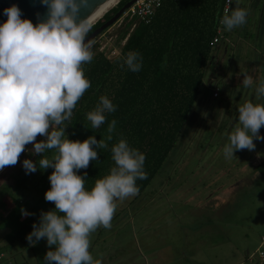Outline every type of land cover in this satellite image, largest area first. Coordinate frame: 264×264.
Masks as SVG:
<instances>
[{
  "label": "rangeland",
  "instance_id": "1",
  "mask_svg": "<svg viewBox=\"0 0 264 264\" xmlns=\"http://www.w3.org/2000/svg\"><path fill=\"white\" fill-rule=\"evenodd\" d=\"M251 1L258 2L239 0L240 6H246L244 29L250 34L245 36L241 31L235 38L236 31H229L227 38L228 42L235 41L238 46L234 53L244 54L245 61L235 58L237 69H231L226 54L220 52L219 64L209 68L203 88L213 92L211 104H203L187 124L176 149L150 186L143 193L117 200L111 228L101 226L91 234L90 253L102 264H264L260 256L264 251V178L254 171L264 159V140L254 139V150H237L230 160L223 153L239 123V106L248 101L264 104V96L257 98V88L264 81V33H256L259 8L248 19ZM122 20L93 40L91 51L99 45L118 52ZM212 74L214 80L210 82ZM243 74L252 77L251 86L243 85ZM227 83L233 86L230 91ZM260 135L264 136V127ZM41 137L37 139L42 141ZM25 159L27 154H21L19 162L1 176L3 185L8 181L14 187L13 175L24 172ZM53 171L39 169L26 188L6 190L0 200L10 199L16 205L17 200L42 195L43 189L46 193ZM7 208L0 205V240L25 218L21 211L24 207L17 214ZM6 225L12 230L3 233ZM49 250L46 238L33 248L20 243L12 246L6 238V242H0V264H47L44 258Z\"/></svg>",
  "mask_w": 264,
  "mask_h": 264
},
{
  "label": "clouds",
  "instance_id": "2",
  "mask_svg": "<svg viewBox=\"0 0 264 264\" xmlns=\"http://www.w3.org/2000/svg\"><path fill=\"white\" fill-rule=\"evenodd\" d=\"M47 6V18L34 24L23 19L21 10L12 5L4 10L6 22L0 24V171L19 162L28 144H34V154H42L39 168H53L49 176L51 187L45 193L55 209L41 213L40 223L33 225L27 236L30 243L47 240V264H102L90 253V236L99 227L110 229L117 200L139 193L137 179H147L145 155L121 139L111 148L115 167L110 174L97 179L91 190L85 188L81 169L98 160L99 149L108 148L107 141L116 121L108 125L106 138L90 136L83 141L71 140L63 125L71 119L73 110L91 87L82 65L91 62L92 42H86L90 30L87 18L79 19L80 9L88 0H42ZM248 13L236 0L231 11L224 9L220 23L232 31L246 23ZM139 54L129 52L124 63L133 72L140 70ZM243 85H252V77L243 74ZM264 96V81L257 88V98ZM115 107L101 96L96 108L87 113L91 128L105 123V112ZM239 123L223 148L226 159L237 150H254V139L264 140V104L245 102L238 108ZM38 136L46 137L37 141ZM52 151L51 158L43 155ZM27 173L37 171V163L25 159ZM22 215L28 216L22 209Z\"/></svg>",
  "mask_w": 264,
  "mask_h": 264
},
{
  "label": "trees",
  "instance_id": "3",
  "mask_svg": "<svg viewBox=\"0 0 264 264\" xmlns=\"http://www.w3.org/2000/svg\"><path fill=\"white\" fill-rule=\"evenodd\" d=\"M129 1L121 0L117 7L111 9L90 28L87 36L111 19ZM256 1L258 2H249L248 19L251 20L254 10L259 8L261 14L259 13L260 20L256 23V33L262 35L264 0ZM225 3L226 0H168L149 23L140 19H123L119 24L123 27L116 43L119 51L115 55H112L115 48L105 47L101 50L97 45V50H92L93 59L82 65L91 87L76 104L71 119L65 121V135L74 141H83L94 135L99 141L109 134L107 128L111 121L115 120L116 125L111 133L113 139L107 141L108 148H97L98 160L91 161L87 169L78 172L82 176L87 173L84 177L86 189L91 190L97 179L110 174L111 168L115 167L111 148L124 139L131 148L145 155L144 171L147 179L136 181L138 194L143 193L176 149L187 124L195 117L196 112L202 109L203 104H206L205 107L211 104L213 92L203 91V88L209 68L219 64L220 52L226 54L225 58H228L231 69L234 68L235 58L245 61L244 54L234 53L235 41H227L230 32L220 23ZM235 6L234 2L231 10ZM241 7L246 8L243 5ZM244 26L245 24L232 30L233 33L236 31L235 38L241 31L245 36L250 34V30L244 29ZM216 37H219L218 42H215ZM129 52L139 54L141 67L137 72L130 71L124 63ZM237 66L238 63L235 64V67ZM212 79L214 80L213 74L209 81ZM227 89H233L231 83H227ZM101 96L108 97L115 111L105 112V123L92 129L86 116L96 108ZM209 132L212 133V130ZM41 138L46 139L43 136ZM36 142H40L39 139ZM33 150L32 148L27 153V159H33V162L37 163V171L27 173L24 170L12 174L15 185L13 187V183L9 184L7 190L15 188L22 191L30 183L29 180L35 179L34 176L40 169L38 161L42 154L35 156ZM43 155L51 157L52 151L47 150ZM254 171L264 178V159L255 165ZM0 204L1 208L4 205L13 208L16 214L23 207L30 213L21 219L20 226L7 236L8 244L13 246L20 243L24 248H33L42 240L36 241L33 237L34 243H30L27 236L33 231V225L40 223L42 212L55 209L54 203L46 201L45 189L42 190V195L29 196L27 201L17 200L16 205L10 203V199L8 202L1 200Z\"/></svg>",
  "mask_w": 264,
  "mask_h": 264
},
{
  "label": "water",
  "instance_id": "4",
  "mask_svg": "<svg viewBox=\"0 0 264 264\" xmlns=\"http://www.w3.org/2000/svg\"><path fill=\"white\" fill-rule=\"evenodd\" d=\"M105 1L107 0H88L87 7L80 9L79 19L87 18V22H89L96 15L98 8ZM136 1L137 0H130L126 3L111 19L98 27L93 33H91V35L87 36L86 42H92L104 30L120 21L126 11ZM12 5H17L19 7L23 19H30L34 24H37L41 20L47 18L48 8L42 3V0H0V24H3L7 20L4 10Z\"/></svg>",
  "mask_w": 264,
  "mask_h": 264
},
{
  "label": "built area",
  "instance_id": "5",
  "mask_svg": "<svg viewBox=\"0 0 264 264\" xmlns=\"http://www.w3.org/2000/svg\"><path fill=\"white\" fill-rule=\"evenodd\" d=\"M168 0H137L124 14L123 19L125 17L132 19H140L144 20L146 22H151L155 18L157 12L159 9L164 5V3ZM232 0H226L225 8H229L231 10ZM123 21V20H122ZM120 22V24L122 23ZM219 34H221V31H219ZM219 41V37L215 38V42ZM105 46L101 48L104 49ZM113 54L116 53V51L112 52ZM215 97L219 95L218 90L215 91ZM32 144H28L26 146V149L24 151L25 154L30 152ZM4 170V169H3ZM0 171V174L3 172ZM262 245L264 246V236L262 237ZM260 256L264 258V251H261Z\"/></svg>",
  "mask_w": 264,
  "mask_h": 264
},
{
  "label": "bare ground",
  "instance_id": "6",
  "mask_svg": "<svg viewBox=\"0 0 264 264\" xmlns=\"http://www.w3.org/2000/svg\"><path fill=\"white\" fill-rule=\"evenodd\" d=\"M121 0H107L105 1L97 10L96 15L89 21L87 22V25L89 28H91L95 23H97L100 19H102L106 13H108L111 9L116 7L118 3Z\"/></svg>",
  "mask_w": 264,
  "mask_h": 264
},
{
  "label": "crops",
  "instance_id": "7",
  "mask_svg": "<svg viewBox=\"0 0 264 264\" xmlns=\"http://www.w3.org/2000/svg\"><path fill=\"white\" fill-rule=\"evenodd\" d=\"M10 167V166H9ZM9 167H6L3 172L0 174V179H1V176L5 175V173L7 174V172L9 171ZM14 177V176H13ZM3 182L5 183V181L3 180H0V197H4L2 194L8 189V186L9 184H11V182H8L6 181V184L3 185ZM8 193V192H7ZM6 198H8V196H5ZM9 200V199H8ZM8 200L6 199V201L8 202ZM1 201V200H0ZM1 205V204H0ZM10 227L8 225H6L3 229V233H5L6 231L8 232L9 230H12V229H9ZM7 235L8 234H4L2 236V239L0 240L1 243H4L6 242V238H7ZM2 256V254H1Z\"/></svg>",
  "mask_w": 264,
  "mask_h": 264
}]
</instances>
